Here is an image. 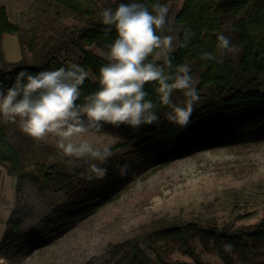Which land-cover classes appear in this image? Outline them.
<instances>
[{
    "label": "trees",
    "instance_id": "16d2710c",
    "mask_svg": "<svg viewBox=\"0 0 264 264\" xmlns=\"http://www.w3.org/2000/svg\"><path fill=\"white\" fill-rule=\"evenodd\" d=\"M54 2L72 13L84 15L88 22L74 30L71 39L59 40L49 47L46 44L34 63L2 64L4 36L20 33L22 24L12 22L6 8L0 7V87L5 91L11 87L22 69L35 74L42 70L67 68L72 63L62 56V51L70 43L80 53L77 64L95 77L92 79L88 75L81 86L82 95L77 103H83L85 96L99 90V69L108 63L91 46L96 43L108 50V45L118 35L114 27L111 32L105 31L107 26L102 23L100 13L104 9L115 10L120 3L132 0H107L105 4H100V0ZM136 2L143 3L149 11L157 4L168 7L167 0ZM173 22L179 27V33L176 50L170 54L173 67L166 68V71L174 72L176 66L191 62L199 73L197 90L200 100L191 122L186 127L169 123L164 118L168 109L159 104L155 92L158 85L155 82L145 84L146 99L156 105L160 122L139 128L103 124L101 130L116 132L121 137L111 146L113 154L103 165L108 169L106 179L88 180V162L70 163L72 158L65 156L55 162H38L35 168H29L20 149L11 141L5 121L0 119V162L9 174L16 177L18 198L23 193L26 179L34 181L40 189L48 186L71 194L64 209L55 208L29 230L20 227L23 217L14 208L0 240V252L13 257L25 250V243L43 244L77 220L95 213L120 196L141 163L145 164V169H157L196 150L264 141V0H184ZM185 30H191L192 35L186 46H180L185 43ZM220 33L238 45L241 51L224 56L222 63L202 59L205 52L220 58L217 49ZM157 35H170L167 22L163 30H157ZM156 63L162 64L163 61ZM19 65H35L36 68H19ZM178 96L180 90L174 91L173 100L179 101ZM124 163L130 165V170L127 176L121 177L118 166ZM197 242L203 250L219 254L226 264H264V215L248 228L219 227L196 221L164 224L141 240L133 238L109 246L112 259L109 264H193L172 259L175 247L193 258L195 264H214L203 259ZM225 244L233 245L231 251H225ZM13 246L17 248L12 255Z\"/></svg>",
    "mask_w": 264,
    "mask_h": 264
},
{
    "label": "rangeland",
    "instance_id": "374dc122",
    "mask_svg": "<svg viewBox=\"0 0 264 264\" xmlns=\"http://www.w3.org/2000/svg\"><path fill=\"white\" fill-rule=\"evenodd\" d=\"M167 1V26L170 35L178 40L179 27L173 20L184 0ZM105 3L107 0H100V4ZM87 22L84 15L72 13L54 0L41 2L26 16L20 33L4 36L2 64L34 63L46 44L49 47L59 40L71 39L73 31ZM91 48L100 56L107 51L96 43ZM62 56L72 64L80 60L79 51L70 43ZM185 64L190 65V74L199 80L193 64ZM88 75L95 79L90 72ZM178 99L185 100L182 91ZM5 123L11 141L20 149L29 168H35L38 162L59 161L63 156L56 146V137L49 135L38 141L21 131L19 118L15 123ZM78 139H87L95 146H113L121 137L116 132L101 130ZM139 165L117 199L77 220L43 244L29 241L24 244L25 250L13 257L0 252V264H109L112 260L109 246L133 238L141 240L164 224L196 221L219 227L248 228L264 215V141L196 150L157 169ZM23 184V193L18 198L17 179L0 162V240L14 208L23 217L20 227L29 230L55 208L64 209L70 200L71 194L63 189L48 186L40 189L30 179ZM197 244L206 262L226 264L219 254L203 250ZM16 248L12 247V255ZM171 257L195 264L178 247Z\"/></svg>",
    "mask_w": 264,
    "mask_h": 264
},
{
    "label": "clouds",
    "instance_id": "9594fccd",
    "mask_svg": "<svg viewBox=\"0 0 264 264\" xmlns=\"http://www.w3.org/2000/svg\"><path fill=\"white\" fill-rule=\"evenodd\" d=\"M168 12L166 5H154L149 11L136 0L120 3L115 10L104 9L100 16L107 26L105 31L111 32L114 27L118 35L108 45V50L101 53L108 63L99 69V90L85 96L83 103H77L88 76L78 64L35 74L22 69L11 87L6 91L0 87V117L13 123L19 118L21 131L35 140L49 135L56 137L57 148L63 156L72 158L70 163L88 162V180L106 179L108 169L103 165L113 154L111 146H95L79 137L100 132L103 124L117 128L158 124L160 116L156 105L146 99L148 93L144 86L147 83L158 85L155 88L158 102L168 109L164 118L180 127L191 122L200 100L198 79L190 74V65L182 64L176 66L174 72L166 71L173 67L170 54L176 50L177 37L157 35V30L164 29ZM191 35V30H185V43L180 46H186ZM217 41L220 58L205 52L202 59L222 63L224 56L241 51L223 33L217 36ZM161 60L162 64L156 63ZM176 90L183 92L185 100H173ZM129 170L128 163L118 166L121 177L127 176ZM232 247V244L224 245L225 251H231Z\"/></svg>",
    "mask_w": 264,
    "mask_h": 264
},
{
    "label": "crops",
    "instance_id": "0c3cea01",
    "mask_svg": "<svg viewBox=\"0 0 264 264\" xmlns=\"http://www.w3.org/2000/svg\"><path fill=\"white\" fill-rule=\"evenodd\" d=\"M45 1L48 0H0V7L6 8L8 17L12 22L21 25L33 8Z\"/></svg>",
    "mask_w": 264,
    "mask_h": 264
},
{
    "label": "water",
    "instance_id": "95a60500",
    "mask_svg": "<svg viewBox=\"0 0 264 264\" xmlns=\"http://www.w3.org/2000/svg\"><path fill=\"white\" fill-rule=\"evenodd\" d=\"M19 68H36L35 65H19Z\"/></svg>",
    "mask_w": 264,
    "mask_h": 264
}]
</instances>
